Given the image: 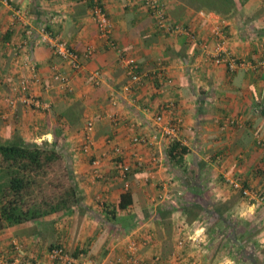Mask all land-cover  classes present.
Wrapping results in <instances>:
<instances>
[{
    "label": "crops",
    "instance_id": "1",
    "mask_svg": "<svg viewBox=\"0 0 264 264\" xmlns=\"http://www.w3.org/2000/svg\"><path fill=\"white\" fill-rule=\"evenodd\" d=\"M6 1L0 4V144H45L63 153L79 204L41 222L0 228V264H52L54 245L90 264H116L132 241L142 262L159 255L161 264H264V203L243 194L264 195V0H159L169 22L180 25L176 33L160 27L141 0H106L110 38L99 32L92 0ZM42 25L80 55L82 72L37 43ZM27 28L35 31L30 39ZM215 30L251 67L230 72L206 56ZM128 61L138 66L139 80L129 77ZM57 71L70 78L67 86L54 80ZM31 77L41 109L14 91ZM89 122L90 155L81 151ZM136 137L148 144H135ZM174 143L187 149L180 161L171 160ZM118 161L132 166L126 178ZM126 192L134 204L119 210ZM196 231L200 247L178 248Z\"/></svg>",
    "mask_w": 264,
    "mask_h": 264
},
{
    "label": "trees",
    "instance_id": "2",
    "mask_svg": "<svg viewBox=\"0 0 264 264\" xmlns=\"http://www.w3.org/2000/svg\"><path fill=\"white\" fill-rule=\"evenodd\" d=\"M186 152L187 149L174 143L171 160L180 161L178 158ZM0 168L1 180H4L0 187L1 229L41 222L79 204L73 171L66 164L64 154L55 147L16 142L0 144ZM132 204L133 195L126 192L120 198L118 209Z\"/></svg>",
    "mask_w": 264,
    "mask_h": 264
},
{
    "label": "built area",
    "instance_id": "3",
    "mask_svg": "<svg viewBox=\"0 0 264 264\" xmlns=\"http://www.w3.org/2000/svg\"><path fill=\"white\" fill-rule=\"evenodd\" d=\"M94 3L93 14L99 29V32L102 36L110 38L113 25L109 19L108 13L105 8L106 0H92ZM141 3L150 11L152 17L157 20V24L166 30L169 33H176L181 31L180 25H173L169 21V15L166 7L160 3L159 0H141ZM0 4H7L6 0H0ZM23 18L25 16L23 15ZM22 20V18H21ZM214 35L216 37V44L213 49H209L208 46H205L206 56L210 58L217 65H225L230 72H236L239 69L251 67V63L248 61L238 58L230 53L227 47V41L224 37L221 30H215ZM35 36V31L32 28H27L25 30L26 39ZM111 42V41H110ZM37 43L38 44H48L50 45L53 54L61 60V62L68 64L71 69L76 72H82L84 66L80 60V55L76 53L66 42L62 41L60 36H58L52 29H50L47 25H42L37 32ZM111 46H115L112 43ZM93 54V50L89 49L87 52V56H91ZM260 65L264 68V59L260 62ZM57 70V69H55ZM127 73L129 77L133 81L139 80L140 76L138 75V66L134 62L128 61L127 64ZM94 82L96 85H99L101 77L99 72H95L93 74ZM54 80L59 82L63 86H67L70 82V78L60 73L56 72L54 75ZM37 82L36 77L32 80L31 78H23L19 81V85L14 87V91H16L21 95V99L24 103L33 106L36 109H41L44 105L43 102L31 95L30 90L32 85ZM16 103V99L10 100V105L14 106ZM158 124L163 121L162 116H158L156 118ZM234 124L235 121H232ZM180 126L177 124L175 127L169 129L168 134H174ZM94 129V124L89 122L85 129V143L81 146V151L84 154L90 155L92 153V148L94 145V141L92 138V132ZM156 136V135H155ZM156 138V137H155ZM133 142L135 144H148V140L146 138H134ZM116 154L120 155L121 151L116 149ZM98 161H94V165H98ZM118 169L121 172L122 178H126L132 170V166L124 163L123 161L117 162ZM94 175L100 177L99 170L94 171ZM234 188L242 189V187L237 182L231 183ZM243 194L246 196L254 197L256 202L261 204L264 203V195L250 193L249 191H243ZM202 234L198 235V231L184 237V239L180 240L178 243V248L183 249L187 243H191L194 246L200 247L202 243ZM138 245L135 241H132L128 246L127 258H117L115 260L116 264H161L162 257L157 255L154 256L148 262H142L138 256ZM177 256L175 253L174 257ZM49 258L52 264H90L89 261L83 256H75L70 253L65 247L62 246H53L49 251ZM16 264V263H15Z\"/></svg>",
    "mask_w": 264,
    "mask_h": 264
}]
</instances>
